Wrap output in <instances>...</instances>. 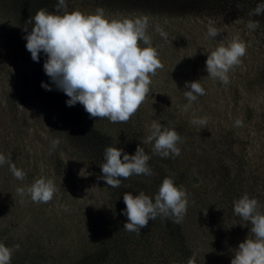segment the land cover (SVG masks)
I'll return each instance as SVG.
<instances>
[{"label":"rangeland","instance_id":"rangeland-1","mask_svg":"<svg viewBox=\"0 0 264 264\" xmlns=\"http://www.w3.org/2000/svg\"><path fill=\"white\" fill-rule=\"evenodd\" d=\"M46 3L39 9L94 14L100 8L109 20L146 18L162 67L151 76L150 92L138 109L126 122L112 123L106 117L90 118L79 102L72 108L108 134L111 146L131 155L141 144L152 169H172L187 194L185 211L193 214L189 237L198 246L195 254L204 264H230L232 250L251 235L250 224L233 214V200L247 193L264 212V13L248 15L258 0H66L63 10L54 8L57 0ZM7 10L0 4V152L10 154L25 175L16 179L7 164L0 166V242L18 245L11 264H71L84 247L98 242L103 214L123 227L125 206L113 205L117 193L97 179L103 152L96 154L79 137L55 130V113H66L68 106L52 102L53 111L47 112L37 104L40 96L36 102L32 93L24 95L20 87L27 74L46 56L38 54L39 61H32L22 39L25 29L13 25ZM249 19L259 21L255 30L245 27ZM210 24L217 28L215 38L205 35ZM233 38L247 45L240 63L229 69L226 81L207 76V53ZM195 80L204 94L181 111L187 103L185 82ZM34 107L42 110L33 112ZM193 117L206 118V123L193 125ZM153 119L179 134V155L162 158L152 154L151 142L143 143ZM53 139L59 141L55 148ZM41 176L51 178L57 189L48 202H32L27 193L16 192ZM146 258L141 264H154V255ZM105 263L113 264H93Z\"/></svg>","mask_w":264,"mask_h":264},{"label":"clouds","instance_id":"clouds-1","mask_svg":"<svg viewBox=\"0 0 264 264\" xmlns=\"http://www.w3.org/2000/svg\"><path fill=\"white\" fill-rule=\"evenodd\" d=\"M54 8L65 9L66 0H57ZM264 13V0H258L256 7L248 15L259 16ZM31 30L25 28V49L32 61L38 62L43 54L46 59L42 68L51 83L41 81L46 91L52 85L61 90L68 99L66 106L79 102L89 117L107 118L109 122H126L138 109L150 92L151 76L162 67L158 52L152 46L147 34L146 18L109 20L103 10L96 9L94 14H84L79 10L71 12H49L38 9L28 21ZM259 21L249 19L245 22L248 30H255ZM159 31V29H158ZM217 28L207 27L206 37L215 38ZM163 37L165 34L160 32ZM138 41L140 42L138 44ZM144 45L141 47L140 45ZM246 43L233 38L226 46L221 44L207 53L205 70L207 76L227 80V72L240 63L245 55ZM184 96L187 103L181 105V111L187 112L198 96L204 94L199 80L185 82ZM193 125H204L206 118L191 119ZM240 124L239 120L235 121ZM149 134L143 143H152V154L162 158L179 155L177 142L179 134L174 128L165 127L153 119L149 125ZM51 141V147L58 144ZM150 156L141 144H137L133 154L123 148L107 145L103 149L101 175L110 187H118L121 178L130 175L151 176L152 168L148 164ZM8 165L16 179H23V170L15 167L11 155L0 152V166ZM57 191L51 178L41 176L34 179L26 188L18 187V194L27 193L32 202L45 203L52 199ZM122 200L125 208L121 215L127 218L123 228L139 232L149 220L160 217H175L177 220L185 212L187 194L183 186L176 185L172 177H164L157 191L150 197L143 190L124 192ZM255 197L247 193L233 200V214L250 224L249 233L233 249L230 264H264V212ZM243 227V225H241ZM18 245L9 247L0 242V264H11V256ZM186 264H195L190 256Z\"/></svg>","mask_w":264,"mask_h":264},{"label":"trees","instance_id":"trees-1","mask_svg":"<svg viewBox=\"0 0 264 264\" xmlns=\"http://www.w3.org/2000/svg\"><path fill=\"white\" fill-rule=\"evenodd\" d=\"M46 2H50V0H0L1 6L6 10L8 9L7 11H10V14L13 13V17H11L12 23L18 30H24L25 28L31 30V24L28 22L31 18V13L47 4ZM42 65L43 63L41 62L31 69L33 72L27 74L26 82L20 88L25 96H29V93H32L35 99L40 96L42 98L41 103L37 99L36 102L38 101L37 104L42 105L43 110H46L51 107L52 102L64 104L68 97L61 90L56 89L55 85H52V90L50 91H46L40 86L41 81L51 83L49 77L45 75ZM23 74L25 75V73ZM24 86H28L26 91ZM8 100L10 101V97H8ZM50 109L49 111L52 112V108ZM35 110L41 111L42 109L32 108L33 112ZM66 110V113H55V118L59 123L56 124V131L66 130L68 133L79 137L96 154L102 153L105 146L112 145L108 134L99 127L86 122L85 118L78 112V109L68 106ZM152 170L153 174L145 179L136 180L130 178V176L122 178L120 186L113 188V191L117 193V195H114V199H111L115 200L113 205L120 203L125 206L122 194L124 192H132L135 195L138 190L137 187H141L151 197L166 176L172 177L176 185L182 186L180 181L169 172L172 169L155 168ZM178 178L181 181L183 180V177ZM108 188L111 189L110 186ZM107 198L110 200L109 195L106 196ZM111 200L109 201L110 204ZM91 208L87 211L88 216L92 212ZM105 215L103 214L105 218L102 234L104 239H102L101 234H98V242L95 243L93 241L89 246L84 247L77 255V260L72 263L111 262L113 264H141L148 260L147 256L154 255L155 259H150L154 264L155 262H158V264H186L188 258L194 255L195 264H204L195 254L198 246L189 237L190 231H193L191 222L193 214L191 213L185 211L178 220L171 216H158L154 220H149L148 224L141 228L139 232L125 230L123 227L113 224ZM90 218H92V213ZM142 249L147 254L142 255Z\"/></svg>","mask_w":264,"mask_h":264}]
</instances>
